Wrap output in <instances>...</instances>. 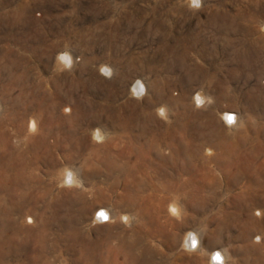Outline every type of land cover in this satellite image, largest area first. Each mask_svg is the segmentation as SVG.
Returning <instances> with one entry per match:
<instances>
[{
	"label": "rangeland",
	"instance_id": "rangeland-1",
	"mask_svg": "<svg viewBox=\"0 0 264 264\" xmlns=\"http://www.w3.org/2000/svg\"><path fill=\"white\" fill-rule=\"evenodd\" d=\"M261 208L264 0H0V264H264Z\"/></svg>",
	"mask_w": 264,
	"mask_h": 264
},
{
	"label": "bare ground",
	"instance_id": "bare-ground-1",
	"mask_svg": "<svg viewBox=\"0 0 264 264\" xmlns=\"http://www.w3.org/2000/svg\"><path fill=\"white\" fill-rule=\"evenodd\" d=\"M216 55V54H215ZM205 92H202V91H198V93L197 94H195V96H194V98H193V100H194V103L196 104V106L197 105H202L205 101H206V96L207 95H205L204 94ZM66 96V95H65ZM170 101H172L171 100V98L170 97H164L163 98V101H162V105L159 107V109H158V112L160 113V114H163V115H166V113L168 112V104H169V102ZM184 103V102H183ZM186 103V102H185ZM189 110V109H188ZM195 112V111H194ZM31 117V116H30ZM37 119V118H36ZM36 119H34V118H32V122H31V124H30V130H32V129H34L37 125H38V121L36 120ZM180 128V127H179ZM37 129V128H36ZM138 130V129H137ZM95 134V133H94ZM96 136H98V137H101L102 136V133H101V131L100 130H98L97 132H96V134H95ZM168 145V144H167ZM143 159V158H142ZM30 176V175H29ZM39 176V175H38ZM58 177V179L60 180V181H67L68 179L71 181V182H75L76 181V178H75V174L73 173V172H67L65 169L64 170H61L59 173H58V175H57ZM56 178V177H55ZM41 179V178H40ZM51 180V179H50ZM63 181V182H64ZM263 193V192H262ZM140 208V207H139ZM170 210L173 212V213H179V211H180V206H179V204L178 203H176V202H171V204H170ZM257 213H264V209L262 210V208L261 209H259L258 211H257ZM253 216V215H252ZM123 217H124V219H129L130 218V215L128 214V213H125V214H123ZM26 221H27V219H26ZM23 222H25V220L23 221ZM44 234V231H43V233H40V235L42 236L41 237V239L43 240V241H45V236L43 235ZM42 249V248H41ZM58 252V251H57ZM32 254V253H31ZM19 259V258H18ZM31 261H32V264H53L49 259H48V257L44 254V253H40V252H36L34 255H33V258H31ZM42 261V262H41ZM17 264V263H16ZM23 264V263H22ZM61 264H68L67 262L66 263H64V262H61Z\"/></svg>",
	"mask_w": 264,
	"mask_h": 264
},
{
	"label": "clouds",
	"instance_id": "clouds-1",
	"mask_svg": "<svg viewBox=\"0 0 264 264\" xmlns=\"http://www.w3.org/2000/svg\"><path fill=\"white\" fill-rule=\"evenodd\" d=\"M229 119V122H234V116H229L228 117ZM100 216H103L105 221H107L108 219V216L105 212L101 211L99 213ZM259 239V237H257V240ZM197 244H198V241L196 240V238L193 236L192 238V242H191V246H192V249H195L197 247ZM211 260H212V264H224V257L221 255L220 252H215L212 257H211Z\"/></svg>",
	"mask_w": 264,
	"mask_h": 264
}]
</instances>
